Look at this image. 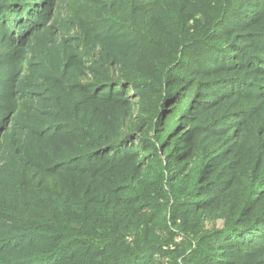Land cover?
Wrapping results in <instances>:
<instances>
[{"label":"trees","instance_id":"obj_1","mask_svg":"<svg viewBox=\"0 0 264 264\" xmlns=\"http://www.w3.org/2000/svg\"><path fill=\"white\" fill-rule=\"evenodd\" d=\"M52 10L0 0V264H264V0Z\"/></svg>","mask_w":264,"mask_h":264},{"label":"rangeland","instance_id":"obj_2","mask_svg":"<svg viewBox=\"0 0 264 264\" xmlns=\"http://www.w3.org/2000/svg\"><path fill=\"white\" fill-rule=\"evenodd\" d=\"M71 2L72 0H53L52 11L57 25L62 26V24H65L67 22V18L69 15V5L71 4ZM54 32L57 36L60 35V31L58 29H54Z\"/></svg>","mask_w":264,"mask_h":264}]
</instances>
